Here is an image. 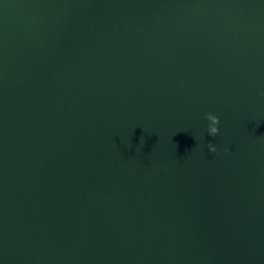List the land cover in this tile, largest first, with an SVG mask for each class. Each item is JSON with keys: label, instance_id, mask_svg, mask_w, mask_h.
<instances>
[{"label": "water", "instance_id": "95a60500", "mask_svg": "<svg viewBox=\"0 0 264 264\" xmlns=\"http://www.w3.org/2000/svg\"><path fill=\"white\" fill-rule=\"evenodd\" d=\"M0 264H264V0H0Z\"/></svg>", "mask_w": 264, "mask_h": 264}, {"label": "clouds", "instance_id": "9594fccd", "mask_svg": "<svg viewBox=\"0 0 264 264\" xmlns=\"http://www.w3.org/2000/svg\"><path fill=\"white\" fill-rule=\"evenodd\" d=\"M213 123L215 124V123H217V121L215 119H213ZM210 131L212 132V134H215V132L217 131V129L215 127H212L210 129ZM209 150L210 151H216V149L215 148H212L211 146H210Z\"/></svg>", "mask_w": 264, "mask_h": 264}]
</instances>
